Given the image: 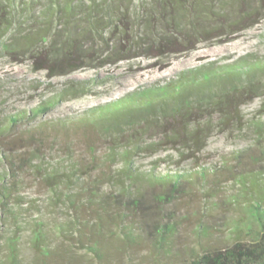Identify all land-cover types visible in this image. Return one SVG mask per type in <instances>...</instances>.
<instances>
[{"label":"trees","instance_id":"1","mask_svg":"<svg viewBox=\"0 0 264 264\" xmlns=\"http://www.w3.org/2000/svg\"><path fill=\"white\" fill-rule=\"evenodd\" d=\"M216 2L223 10L243 0H0V47L52 79L144 56L155 38L184 35L183 24L213 38L227 28L206 24L227 15L225 8L222 14L214 9ZM132 10L137 21L129 34L117 16ZM157 15L169 32L159 34ZM263 80L264 60L243 57L188 70L81 114L35 122L59 102L89 92L70 85L2 118L0 253H8L0 254V264L39 258V249L66 264H82L79 251L106 262L144 244L164 249L178 222L170 217L161 223L155 203L188 190L201 196L205 211L213 210L230 185L239 187L230 194L236 201L231 207L244 200L260 234L200 253L192 264H264V173L245 171L264 162V121L243 111L262 94ZM236 132L253 133L254 142L210 156L212 135ZM205 230L199 225L200 233ZM50 259L40 257L44 264Z\"/></svg>","mask_w":264,"mask_h":264},{"label":"rangeland","instance_id":"2","mask_svg":"<svg viewBox=\"0 0 264 264\" xmlns=\"http://www.w3.org/2000/svg\"><path fill=\"white\" fill-rule=\"evenodd\" d=\"M255 7L258 10L256 15L246 14L245 11ZM219 8L220 5L214 3L218 13L222 14L225 8L227 15L215 16L206 24L211 27L222 24L227 28L217 30L213 38L196 36L187 24H183L184 35L171 39L155 38L157 42L147 46L149 51L144 56L102 68L80 69L52 79L45 71L35 72L33 62L29 59L17 58L0 47V120L39 106L41 101L70 85L89 88V92L79 98L59 102L35 122L81 114L89 108L119 100L136 90L164 85L188 70L209 63L226 64L243 57L252 61L264 60V5H260L259 0H243L237 7L229 5L223 10ZM136 18L134 10L130 13L121 12L117 16L119 25L128 33L133 27L136 29ZM153 22L159 34L170 31L164 27L162 15L154 16ZM123 38H130V35L126 34ZM261 84L264 86V80ZM262 91L261 95L244 106L243 111L245 115L264 121V87ZM254 137L253 133H215L209 140L210 156L216 159L224 152L246 147L254 142ZM245 171L264 173V162H255L251 170L245 167ZM200 176L205 178L202 174ZM230 186L221 189L223 193L217 195V205H214L213 210L205 211L201 196L188 190L171 202L155 203L153 210L159 214L157 217L161 223L168 222L170 217L178 222L176 234L164 249L151 243L144 244L106 262L79 251L82 264H192L194 257L200 253L232 245L238 238L243 241L255 240L260 234V223L249 212V205L243 204L244 200H241V205L236 203V207H231L236 201H232L230 194L237 193L239 187ZM199 225H203L206 230L200 233ZM128 240L130 238L125 240L126 246L132 244ZM7 253L3 250L0 254L6 258ZM37 255L39 258L24 260L21 264H44L40 260L42 256L51 257L49 264H66L49 251L39 249Z\"/></svg>","mask_w":264,"mask_h":264}]
</instances>
